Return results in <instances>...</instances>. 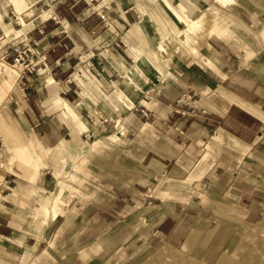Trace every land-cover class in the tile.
<instances>
[{
  "label": "crops",
  "instance_id": "obj_1",
  "mask_svg": "<svg viewBox=\"0 0 264 264\" xmlns=\"http://www.w3.org/2000/svg\"><path fill=\"white\" fill-rule=\"evenodd\" d=\"M24 1L27 8L21 16L28 23L22 27L12 3L0 0L1 22L12 28L15 25L22 28L20 37L12 32L6 37L0 24V61L12 64V57L4 54L13 44L21 43L31 48V59L35 64L31 72L20 71L18 89L5 91L0 82V151L3 141L11 139L16 145L35 140L49 152L41 155L38 167L33 169L0 155V264H85V255L92 263L104 251L99 243L105 239L106 227L110 223L105 213L116 218L113 228L121 221L119 216L126 206L123 195L136 202L151 198L149 200L156 210L155 215L148 216L157 219V236L161 235L159 238L165 245L178 247L232 244L242 227H248L262 215L264 158L258 156L264 154L255 140L261 127L251 112L218 95L210 97L206 106L197 105L195 102L200 99L192 100L184 93L190 87L186 83L182 93L172 94L169 90L172 78H167L166 82L161 80L157 88L152 87L149 78L133 73L129 76V83L120 82L133 105L141 99L156 100L159 106H163L164 115L161 110L155 113L142 105L140 109L131 110L117 102L114 107L106 103L87 81V78L96 81L97 87L99 82L103 87L116 84V72L123 78L122 74L137 64L132 54L120 49L121 43L126 45L131 38L139 39L130 32L131 24L140 26L134 0H102L96 9L88 8L82 0ZM166 1L171 7L183 2ZM191 1L198 7L208 3L206 0ZM51 6L54 15L42 18L40 15ZM218 8L233 16L237 29L242 30V41L248 37L245 30L264 21V0H231L226 7ZM97 10H103L111 26L101 20ZM230 41L215 36L210 38L212 49L220 54L230 51L221 47L229 45ZM103 51L107 58L100 56ZM258 51L264 52V47ZM229 59L230 56L224 57L223 65L227 68L230 67L228 63L233 64ZM141 66L140 70L145 68L143 64ZM257 68L264 69V62L260 61ZM188 72L195 82L197 79L201 84L200 76ZM263 84L257 81L258 89ZM238 96L250 102L242 95ZM57 97L69 102L76 116L58 105ZM252 104L264 112L260 105ZM94 113L102 114V126L93 121ZM69 115L79 117L80 122L84 118L86 130H77ZM145 124L150 127L143 130ZM5 128L11 134L5 135ZM217 128L236 137L242 146L251 145L238 170L213 164L205 169L203 179L196 182L205 193L200 206L196 203L183 205L181 199L179 202H165L158 195L148 194L149 188L145 190V186L159 172H168L177 178L188 177L192 158L198 155L200 148L197 141H203ZM105 131L120 135L124 140L127 138L131 150L141 148L153 154H147L142 170L127 172L117 168L114 179L120 177V185H115L110 192L113 193L112 202H101L97 208L93 203H85L83 179H80L81 185L75 181L70 185L64 182L61 172L63 163H72L71 154L76 147ZM54 151L55 158L52 157ZM49 155L52 159L47 160ZM123 175L126 178L121 186ZM177 193L183 197L181 192ZM54 210L57 213L53 216ZM74 242L75 248L72 247ZM45 253L48 256L42 259Z\"/></svg>",
  "mask_w": 264,
  "mask_h": 264
},
{
  "label": "rangeland",
  "instance_id": "obj_2",
  "mask_svg": "<svg viewBox=\"0 0 264 264\" xmlns=\"http://www.w3.org/2000/svg\"><path fill=\"white\" fill-rule=\"evenodd\" d=\"M8 1L14 6L19 15L18 21L21 26L24 27L23 24L25 20L21 21V15L26 12L27 5L25 1ZM134 1L136 7L134 8L137 11H135V13L140 16V26L136 23L131 24L130 32L137 35L139 39H128L129 41L125 42L126 45L121 43L120 49L127 52V54H132L137 64L133 69L125 71V76L121 73L123 78L118 76V72L114 70L117 73V79L115 81L117 85L109 83L110 85L105 84V87H103L104 85L99 82V87H97L95 86L97 84L96 81L87 78V81H89L91 86L99 93V96L104 99L106 103L114 107V104L117 102H119V104L121 103V105L126 108H132L131 110H135L134 108L140 109L144 106L155 113L161 110V115L163 116V106H159L156 100H151L149 102L145 99H141L133 105L126 93L128 98L121 99L119 91L123 90L124 84H120V82L129 83V76L133 73L134 75L149 78L150 81H152V87L158 88L159 85H157V83L162 81L166 82L167 78H172L171 85L169 86L170 93L172 94L182 93V88L185 86L184 83H186L190 87H188L187 91L184 93L190 95L192 100L200 99L198 102H195L197 105L206 106V101L209 100L210 97L215 98L218 95L226 102L236 104L256 116L259 119H257V123L261 128L257 134H255L258 136L255 140L258 142V149L264 154V112L252 104L255 103L256 105H260L264 110V86L258 89L257 85V81L264 83V69L257 68L260 61L262 63L264 62V52L258 51L264 47V21H262L259 26L257 25L254 28L251 27L250 30H245V34H247L248 37L246 40L242 41L240 35L242 30L237 29V24L233 16L226 10L225 12L219 11L218 8L226 7L231 0H206L208 2L206 5L212 7L214 12V25L207 36V51H209V58L208 60H204L203 63L200 62L201 66L193 64V66L187 67L176 57L173 51L170 50V44L173 47L175 45V49H184L183 42L170 38V40L168 39L169 42L165 41V34H163L159 26V22L162 23V25H166L167 20L170 21L172 27L176 29V26H182V21L173 15L172 20L157 0ZM180 3L187 7L186 9L189 13L197 7L191 0H183V2ZM175 10L179 11L178 9ZM177 15L182 18L179 12H177ZM0 24L2 26V23ZM2 29L4 35L8 37L9 35L5 32L3 26ZM9 29L13 35L18 37L15 31L20 28H18L17 25H15V28L9 26ZM213 36L220 37L225 41L232 40L229 45L221 46L222 49L228 48L230 51L220 54L215 49H212L210 38ZM136 47L139 48L137 49ZM100 56L102 58H107V53L103 51ZM229 56V60L233 62V64L228 63L230 67L227 68L223 65V62L224 57L229 58ZM141 64H143L146 69L143 68L140 70V67H142ZM10 65L12 64L7 65L0 61V82H2L1 87L5 91L19 88L18 80L21 70L18 72V76L14 81L10 76L5 75V69H15L14 67H16L13 66V68H11ZM222 65L223 67H221ZM136 66H138L139 69ZM189 70L193 71L194 75L201 77V84L199 80L196 79L198 84L195 86L196 82L194 77L189 74ZM124 77H126L127 81ZM251 90H255V92ZM230 91L235 92L237 95ZM238 95H242L252 103L244 100ZM185 98H188V96ZM234 99L236 100L234 101ZM240 99L246 102H242L245 105L239 101ZM59 100L60 98L57 97L56 102ZM246 104L248 106L251 105L252 110L247 108ZM138 105L142 106L138 107ZM184 108H186V105H184ZM75 111L77 112L76 109ZM77 114L79 115L78 112ZM93 117V121L101 124L100 122L103 118L102 114L94 113ZM70 118L77 130L84 131L80 127L81 123H86L84 118L81 122L79 118L73 116H70ZM190 118L192 119L193 117ZM115 123L117 124V122ZM149 127L150 124H145L143 130ZM217 129L215 130L216 132L213 130L214 132L212 131L205 136L203 141H197L200 148H198V155L192 158V163L187 171V173H189L188 177L185 179L183 178L184 176L177 178L169 175L168 172H159V174L155 175L153 180H150V183L146 184L145 190L147 187L149 188L148 194L158 195L165 202H179L181 199L183 205L188 203H192L193 205L196 203L197 206H200V201L201 199L204 200L205 193L203 190L199 189V183L196 184V182L197 180L203 179L205 169L213 164L212 166L215 165L230 170H238L246 154H248L251 149L250 144L242 146L236 137L227 133H222L224 131L220 130L221 128ZM4 134L9 135L11 131L5 128ZM219 134L223 136L220 141L218 140L219 138H216L221 137ZM251 134H249V136ZM100 135L101 136L97 134V138H90V140L85 141L83 146L76 147L71 154L72 163H65V165L63 163L64 168H62L61 172L64 177V182L70 183V185L72 184L71 182L74 181L77 184L79 183V185L83 184L81 183L82 180L80 181L82 178L85 183V203H93L97 208L101 202V204H109L112 202L113 198L111 194L113 193L110 194V192L113 191L115 185H120V177L117 180L114 179L117 168H120L122 171L127 170V172H129L128 170L130 169L142 170L148 157L147 154H153L152 151L147 153L141 148H138L137 151L131 150L132 146L129 144V140H127V138L124 140L119 137L120 135L117 136L113 134V132L105 131ZM212 136L218 141H214ZM100 137H107L110 142L108 140H103V144L93 146L92 143ZM229 137L230 139L232 138L231 141ZM236 143L238 145H236ZM27 149H31L32 153L38 156V158L32 157ZM48 152L49 149L43 148L39 143L35 142V140H29L25 144L16 145L15 141L5 139L0 155L1 157H8L10 161L17 160L26 166V168L33 169L38 167V161H40L41 155L48 154ZM52 154V157L55 158L56 152L54 151ZM251 156L253 157V154H251ZM260 157L264 158V155L258 156V158ZM46 159L50 160L52 158L49 155ZM125 178L126 176L123 175L121 186H123ZM189 186L191 187L190 189ZM178 191L181 192L183 197L177 195ZM195 196H197V199ZM123 198H125L123 203H125L126 206L121 216H119L121 221L116 228H113V221L116 218L113 217V214L105 213L107 221L110 223L107 224L106 227L107 232L105 239L99 243L101 249H104V251L100 253L97 259L92 260L93 264H264V210L262 215L251 222L248 227L243 225L244 227L238 231L240 234H237L232 244L221 246L205 245L202 247L199 246V248L187 245L178 247L173 244L165 245L159 238L161 235L157 236L155 231L157 219H155L156 217L154 218V216L151 217L152 213L155 215L156 209L152 206L154 203L149 200L151 198L146 197V199H140L138 202L135 200L132 201L129 197L124 195ZM56 213L57 211L54 210L53 216L56 215ZM148 214L151 216H148ZM86 242L88 243L89 240ZM75 244L74 242L73 248L76 247ZM46 256H48L47 253L42 255V259ZM48 258L53 261V257L49 256ZM42 259L41 261L43 262ZM89 263L92 264L88 262L85 255V264Z\"/></svg>",
  "mask_w": 264,
  "mask_h": 264
},
{
  "label": "bare ground",
  "instance_id": "obj_3",
  "mask_svg": "<svg viewBox=\"0 0 264 264\" xmlns=\"http://www.w3.org/2000/svg\"><path fill=\"white\" fill-rule=\"evenodd\" d=\"M157 1L162 6V8L166 12V14H168L171 17L172 20H173L172 15L174 14V16H176L178 19H180L182 21L181 27H177L175 25L176 29H174L172 27V25H171L172 23L170 21L166 20V22H167L166 25H162V23L159 22V26L162 29L163 34H165V41L169 42L170 39H173V40L177 39V40L182 41L184 44V49H175L174 48L175 45L173 47L170 44V50L173 51V53L176 55V57L180 61H182L187 67L193 66V64H195V65L197 64L198 66H201L200 62L203 63L204 60H208V58H209V51H207V49H208L207 36H208V33L211 31L212 26L214 25L213 8L209 7L206 4H203V5H201V7L197 6L192 12L189 13V11H187V9H186L187 7L183 6L182 3H178L176 6L177 8H176V7H171L167 3L166 0H164L165 3H163L160 0H157ZM196 1H199V0H196ZM175 9H178L179 11H177ZM177 12H179L182 15V18L178 17ZM49 15H54L52 6L50 9L44 10L40 16H42V18H46ZM23 20H24L23 17H21V21H23ZM0 23H2L1 22V15H0ZM27 23L28 22L24 21V24H23L24 27L27 25ZM2 26L5 29V32L7 33V35H10L11 31L9 29V26L7 24H3V23H2ZM15 32L17 33V36L19 37L22 34V29L21 30L19 29ZM10 67L13 68V65H10ZM20 67L21 66L17 65L16 67H14L15 69H10V68L5 69V75L10 76V78L15 81L16 77L18 76V72L20 71ZM121 73H123V72L121 71ZM123 74H125V73H123ZM124 78L127 81L126 77H124ZM119 94L121 95V97H120L121 99H127L128 98L123 90L119 91ZM227 98H229V97H227ZM236 99H238V98H236ZM236 99H234V101ZM239 101H241V99ZM242 102H244V101H241V103ZM244 103H246V102H244ZM57 104L64 107L66 109V111L68 112V114H72L73 116H76V114L73 110V107L69 102L63 101L62 99H60L59 101H57ZM243 105H245V104H243ZM246 107L249 108L250 110H252L251 105L248 106L246 104ZM80 127L82 130H85L86 129V123L85 122L81 123ZM220 130H222V129H220ZM222 133H224V132H222ZM219 136H221V137H216V138H219L218 140L220 141V139L223 136L220 134H219ZM214 137H215V135H214ZM213 138H211V139H213ZM229 139H230V137H229ZM231 139H230V141H231ZM103 140L109 141V138L100 137L95 142H93L92 145L97 146V145L103 144ZM213 140L216 142L218 141L215 138ZM221 141H223V140H221ZM237 143H236V145H238ZM27 151L29 154H31L32 157L38 158V156H35L32 153L31 149H27Z\"/></svg>",
  "mask_w": 264,
  "mask_h": 264
},
{
  "label": "built area",
  "instance_id": "obj_4",
  "mask_svg": "<svg viewBox=\"0 0 264 264\" xmlns=\"http://www.w3.org/2000/svg\"><path fill=\"white\" fill-rule=\"evenodd\" d=\"M86 3L88 8L90 9H96V6L99 4L102 0H82ZM47 7L49 5L47 4ZM108 6L104 4V9H107ZM97 14L100 16L101 20L107 25L111 26L108 22L105 14L103 13V10H97ZM5 57L11 56L12 57V65L13 66H21V71H33L35 64L33 63L31 57H32V51L31 48L28 45L21 44V43H15L12 45L10 50H7L4 54ZM140 106V105H138ZM142 112L145 113V110L142 109ZM104 121H107L106 119Z\"/></svg>",
  "mask_w": 264,
  "mask_h": 264
}]
</instances>
